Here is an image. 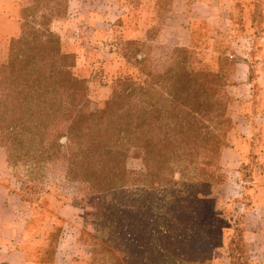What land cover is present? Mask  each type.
<instances>
[{"label": "trees", "instance_id": "trees-1", "mask_svg": "<svg viewBox=\"0 0 264 264\" xmlns=\"http://www.w3.org/2000/svg\"><path fill=\"white\" fill-rule=\"evenodd\" d=\"M68 8L69 0H24L21 7L19 34L0 64L7 165L60 166L67 182L97 196L102 245L91 249L89 264H212L218 246L201 233L203 199L225 180L219 160L233 129L230 84L190 70L183 47L154 70L139 56L140 44L128 41L123 58L145 79L115 81L92 110L86 80L73 73L75 56L52 29ZM136 149L143 170L131 173L126 162ZM244 218L227 222L229 264H251Z\"/></svg>", "mask_w": 264, "mask_h": 264}, {"label": "rangeland", "instance_id": "rangeland-1", "mask_svg": "<svg viewBox=\"0 0 264 264\" xmlns=\"http://www.w3.org/2000/svg\"><path fill=\"white\" fill-rule=\"evenodd\" d=\"M204 1L211 2L220 16L229 1H233L235 23L238 27L244 23V0H69L67 16L56 20L52 29L60 35L62 32L66 33L62 45L67 53L75 56L73 73L87 82L91 109L97 110L103 106L115 81L131 79L140 82L145 79L129 63L132 61L127 62L123 58L124 53L129 50H124L128 41L140 44L139 56L147 58L154 70H160L169 62L173 48H187L186 61L190 70L218 73L224 85H231L233 63L225 56L231 43L227 35V22L220 25L221 31H217L213 43L209 41L207 16L199 15L194 22L196 31L192 34L186 30L193 22V17L190 19L187 14L188 10L190 12L195 8L194 3ZM246 1L254 5L252 13H248L250 18L255 23L262 20V0ZM18 2L19 27L24 0ZM136 31H140V37L129 39L130 34ZM189 37L192 38L191 43L174 44L176 40H188ZM11 39L0 37V64L6 61ZM225 90L227 91L226 88ZM239 109L241 104H235L232 100L230 113ZM231 133L233 129L227 136V145L231 141ZM0 157H5L1 148ZM126 167L131 173L143 170L142 152L139 149L131 152ZM8 168L9 188L21 199L22 219L29 223L30 254L33 255L34 262L53 264V255L57 253L59 262L55 264H89L91 249L102 245L98 238L96 220L97 196L90 194L80 184L67 182L60 166L33 170L19 164ZM221 172L224 174L222 169ZM244 173L246 174L245 170ZM245 199L243 195L229 203L215 189L212 196L203 199L205 218L201 233L210 236L213 244L218 246L212 264H229L227 250L231 232L227 222L231 217L236 219L242 213L243 205L247 209L249 203ZM216 203L224 212L217 209L220 215L213 224L212 207ZM247 250L252 264L249 248Z\"/></svg>", "mask_w": 264, "mask_h": 264}, {"label": "crops", "instance_id": "crops-1", "mask_svg": "<svg viewBox=\"0 0 264 264\" xmlns=\"http://www.w3.org/2000/svg\"><path fill=\"white\" fill-rule=\"evenodd\" d=\"M245 1L242 3L244 23L240 27L235 23L233 1H229L221 16L211 2L204 1L194 3L195 8L190 12L188 10L187 14L190 19L193 17V22L186 30L192 34L196 31L194 22L199 15L207 16L209 41L213 43L220 25L227 22L231 43L225 56L232 61L234 68L227 94L235 104H241V109L230 113L233 133L219 160L225 180L215 190L227 202L240 199L243 195L246 198L249 205L242 210L245 215L244 239L252 264H264V72L260 66V61L264 59V0L262 20L256 23L248 14L254 5ZM18 14V0H0L1 38L18 36ZM61 34L64 42L66 33ZM129 37L137 39L140 31L131 33ZM191 39H179L174 44L185 45L191 43ZM8 171L6 158L0 157V264H36L30 254L29 223L22 219L21 199L9 188ZM52 260L55 261L53 264L59 262L57 253Z\"/></svg>", "mask_w": 264, "mask_h": 264}, {"label": "built area", "instance_id": "built-area-1", "mask_svg": "<svg viewBox=\"0 0 264 264\" xmlns=\"http://www.w3.org/2000/svg\"><path fill=\"white\" fill-rule=\"evenodd\" d=\"M78 36V35H77ZM260 66H261V68H262V70H263V72H264V59H262L261 61H260Z\"/></svg>", "mask_w": 264, "mask_h": 264}]
</instances>
